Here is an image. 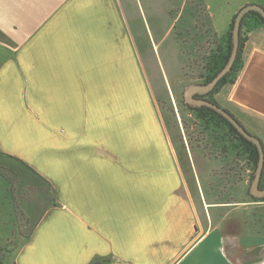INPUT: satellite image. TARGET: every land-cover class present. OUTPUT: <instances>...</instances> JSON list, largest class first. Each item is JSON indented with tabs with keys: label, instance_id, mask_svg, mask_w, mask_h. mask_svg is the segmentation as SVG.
<instances>
[{
	"label": "crops",
	"instance_id": "1",
	"mask_svg": "<svg viewBox=\"0 0 264 264\" xmlns=\"http://www.w3.org/2000/svg\"><path fill=\"white\" fill-rule=\"evenodd\" d=\"M249 5L264 0H242L220 31L204 4L218 39ZM123 12L121 0H0V151L47 180L59 204L15 264H264V235L199 224L172 142L145 126L143 76L116 29ZM246 47L219 100L264 140V27ZM255 199L249 207L264 206Z\"/></svg>",
	"mask_w": 264,
	"mask_h": 264
},
{
	"label": "rangeland",
	"instance_id": "2",
	"mask_svg": "<svg viewBox=\"0 0 264 264\" xmlns=\"http://www.w3.org/2000/svg\"><path fill=\"white\" fill-rule=\"evenodd\" d=\"M241 2L121 0L124 12L115 18L119 24L113 29L130 40L143 76L145 126L156 125L160 136L172 142L199 224L205 230L218 225L225 231L264 235V206L248 205L254 201L250 192L254 170L234 149L218 141V133L204 129L184 102L186 87L205 82L207 58L219 40L209 26L204 4L211 5L217 30L222 31L228 11ZM227 92L222 90L219 98L224 100ZM28 187L33 204L14 199L9 184L0 177V264H15L17 251L48 205L45 184ZM223 204L227 206L218 208ZM261 244L248 247L254 250Z\"/></svg>",
	"mask_w": 264,
	"mask_h": 264
},
{
	"label": "trees",
	"instance_id": "3",
	"mask_svg": "<svg viewBox=\"0 0 264 264\" xmlns=\"http://www.w3.org/2000/svg\"><path fill=\"white\" fill-rule=\"evenodd\" d=\"M235 18L236 16L231 22L228 34L221 40H217L216 49L213 50L207 58V63L205 65V70L207 72L205 83L211 82L221 72V70L226 66L229 61L233 46L232 31L234 28ZM262 27H264V19L260 14H258L257 12H250L248 15H246L241 26L240 47L233 69L218 84L214 92V100L209 101L229 112L237 120L238 118L219 100L218 95L221 93L222 90L227 87H232L237 82L238 77L241 71L243 70L244 65L250 54L249 49L246 47L248 36L252 32ZM190 110L193 111L195 115L200 119V121L202 122L201 126L204 129H211L214 132L218 133V135L216 136L218 141L224 143L225 145L227 144L226 149H229V147L234 149L236 151L237 156L241 159H245L247 164L252 167L255 174L259 162V151L253 143L249 142L246 138H244L229 121H227L221 114H219L215 110L206 106H204L203 108H198L196 110L190 108ZM240 124L243 126L241 122ZM0 177L9 184V191L12 197L20 201L25 200L29 202L27 196V190L28 188H30L28 187L29 185L35 187L37 185L39 186L40 183H43L48 187V192H44L48 205L39 215L38 221L43 217V214L47 209L59 205L57 201L56 191L47 180L41 177L31 166H29L23 160L5 154L1 151ZM252 177H254V175ZM260 188L264 189V170L262 174ZM255 201L264 200L255 199ZM35 227H33V229L29 232L28 236L26 237V240L30 238Z\"/></svg>",
	"mask_w": 264,
	"mask_h": 264
},
{
	"label": "water",
	"instance_id": "4",
	"mask_svg": "<svg viewBox=\"0 0 264 264\" xmlns=\"http://www.w3.org/2000/svg\"><path fill=\"white\" fill-rule=\"evenodd\" d=\"M250 12H257L262 16L264 19V7L259 5H249L244 7L236 16L234 21V28L232 31V51L229 58L228 63L226 66L221 70V72L209 83L207 84H191L188 87L185 88L184 91V102L186 105L190 107H208L219 114H221L227 121H229L236 129L237 131L246 138L249 142L253 143L259 151V162L257 165L256 172L254 174V179L251 184L250 192L251 195L254 198L257 199H264V190L260 188L261 185V179L262 174L264 170V146L262 141L257 138L256 136L250 134L241 124L240 122L235 119L229 112L224 110L223 108L219 107L218 105L206 101L204 99H196V95H207L214 91L218 84L221 82L223 78H225L230 71L233 69V66L236 62L238 51L240 47V32H241V26L244 18L246 15H248ZM6 251V250H5Z\"/></svg>",
	"mask_w": 264,
	"mask_h": 264
},
{
	"label": "flooded vegetation",
	"instance_id": "5",
	"mask_svg": "<svg viewBox=\"0 0 264 264\" xmlns=\"http://www.w3.org/2000/svg\"><path fill=\"white\" fill-rule=\"evenodd\" d=\"M203 84H207V83H202L201 85H203ZM217 88V87H216ZM214 92H215V90L214 91H212L211 93H209V94H207V95H204V96H201V95H196L195 96V98L196 99H204V100H206V101H213L214 100V98H215V94H214ZM188 106V105H187ZM189 107V109L191 108V109H198V107H190V106H188ZM199 108H203V107H199ZM262 190H264L263 188H261Z\"/></svg>",
	"mask_w": 264,
	"mask_h": 264
}]
</instances>
